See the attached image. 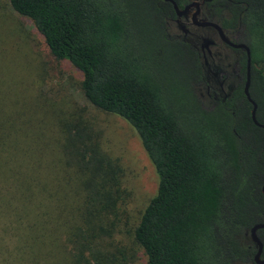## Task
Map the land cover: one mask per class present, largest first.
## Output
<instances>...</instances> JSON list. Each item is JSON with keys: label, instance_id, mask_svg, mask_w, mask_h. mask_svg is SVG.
I'll list each match as a JSON object with an SVG mask.
<instances>
[{"label": "trees", "instance_id": "obj_1", "mask_svg": "<svg viewBox=\"0 0 264 264\" xmlns=\"http://www.w3.org/2000/svg\"><path fill=\"white\" fill-rule=\"evenodd\" d=\"M175 1L182 9L192 0ZM7 4L79 74L83 98L123 120L139 142L156 177L132 229L146 264H254L249 231L264 223V129L243 92L245 52L235 50L238 83L206 105L203 55L171 36L178 18L170 3ZM203 14L249 47V93L264 124V0H206ZM43 101L9 115L0 108V264L133 263L138 256L118 243L121 168L86 121L48 118ZM257 235L264 256V229Z\"/></svg>", "mask_w": 264, "mask_h": 264}, {"label": "rangeland", "instance_id": "obj_2", "mask_svg": "<svg viewBox=\"0 0 264 264\" xmlns=\"http://www.w3.org/2000/svg\"><path fill=\"white\" fill-rule=\"evenodd\" d=\"M192 13L190 10L185 16L187 19L171 22L169 30L171 36L186 39L202 53L206 84L199 89V94L204 103L210 105L230 93L238 83L237 54L219 40L212 28L189 24ZM199 20L217 22L203 13ZM225 35L232 41L236 39L232 31L225 30ZM205 40H212L216 45L203 47ZM79 79V74L67 61L56 60L50 54L32 23L13 12L7 0H0L1 112L9 115L26 108L33 100L43 98V102L51 105L48 118L58 113L81 117L99 134L101 148L124 174L123 188L127 196L122 208L126 221L121 226L123 232L118 243L126 255L138 256L131 264H146L144 255L133 242L132 229L155 194V174L129 126L117 116L92 107L79 90Z\"/></svg>", "mask_w": 264, "mask_h": 264}, {"label": "water", "instance_id": "obj_3", "mask_svg": "<svg viewBox=\"0 0 264 264\" xmlns=\"http://www.w3.org/2000/svg\"><path fill=\"white\" fill-rule=\"evenodd\" d=\"M168 3H170L176 13V16L178 19H182L186 16V14L190 11L193 10V13L191 14V24L197 27H202V28H212L214 29L218 35L220 40L227 45L229 48L233 50H242L246 54V77H245V82H244V87H243V92L244 95L247 99V101L252 105V110H251V119L252 122L255 126L264 129V124L259 123L256 120V110H257V105L254 102V100L251 98L250 93H249V87H250V72H251V57H250V49L247 45L243 43H236L227 38L225 35L224 30L221 28V26L213 21H202L199 20V14L201 10V6L206 0H192L189 4L185 5L182 9H180L176 3L175 0H164ZM262 193L264 194V185L262 187ZM264 229V223L263 224H256L250 229V238L253 242V244L256 246V254L254 256V263L255 264H264V260L261 261L259 259L262 251H263V244L261 240L259 239L257 235L258 230Z\"/></svg>", "mask_w": 264, "mask_h": 264}, {"label": "flooded vegetation", "instance_id": "obj_4", "mask_svg": "<svg viewBox=\"0 0 264 264\" xmlns=\"http://www.w3.org/2000/svg\"><path fill=\"white\" fill-rule=\"evenodd\" d=\"M201 13H203V5L201 6V10H200V14ZM199 14V15H200ZM191 17V16H190ZM186 18V17H185ZM187 19V18H186ZM177 21H179V19H177ZM214 22V21H213ZM216 23H218V22H216ZM189 24H191V18H190V21H189ZM219 24V23H218ZM192 25V24H191ZM197 27V26H196ZM202 28V27H201ZM222 28V27H221ZM223 29V28H222ZM214 30V29H213ZM224 30V29H223ZM224 32H225V30H224ZM214 33L218 36V38H219V35H218V33L214 30ZM228 38V37H227ZM219 40H220V38H219ZM221 41V40H220ZM208 45H211V46H215L216 44H215V42L214 41H212V40H205L204 41V44H203V47H205V46H208ZM242 51V50H241ZM207 52H208V50H207ZM244 52V51H243ZM256 254V253H255ZM255 254H254V256H255ZM259 259L261 260V261H263L264 260V256H263V251H262V253H261V255H260V257H259ZM253 260H254V258H253ZM253 264V263H252ZM255 264V263H254Z\"/></svg>", "mask_w": 264, "mask_h": 264}]
</instances>
